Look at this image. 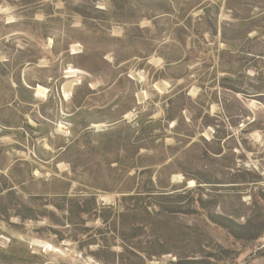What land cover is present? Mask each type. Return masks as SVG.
<instances>
[{
	"label": "rangeland",
	"instance_id": "374dc122",
	"mask_svg": "<svg viewBox=\"0 0 264 264\" xmlns=\"http://www.w3.org/2000/svg\"><path fill=\"white\" fill-rule=\"evenodd\" d=\"M0 264H264V0H0Z\"/></svg>",
	"mask_w": 264,
	"mask_h": 264
},
{
	"label": "trees",
	"instance_id": "16d2710c",
	"mask_svg": "<svg viewBox=\"0 0 264 264\" xmlns=\"http://www.w3.org/2000/svg\"><path fill=\"white\" fill-rule=\"evenodd\" d=\"M122 215H124V212L122 213ZM263 233V231H260L258 236H260ZM97 255V254H96ZM98 256V255H97Z\"/></svg>",
	"mask_w": 264,
	"mask_h": 264
}]
</instances>
